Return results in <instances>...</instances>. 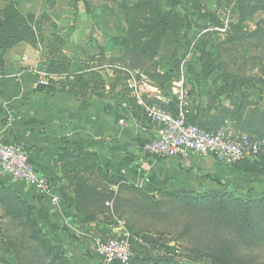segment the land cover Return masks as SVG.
<instances>
[{
	"label": "rangeland",
	"instance_id": "374dc122",
	"mask_svg": "<svg viewBox=\"0 0 264 264\" xmlns=\"http://www.w3.org/2000/svg\"><path fill=\"white\" fill-rule=\"evenodd\" d=\"M262 5L258 0H0V23L7 16L2 10L15 11L11 34L19 35L25 28L21 19L32 15V26L37 18L39 38L50 39L55 32L65 37L66 53L82 60V74L91 76L94 85L113 84L104 78L111 66L139 71L142 103L129 99L128 107L144 114L149 128L152 107L175 115L182 111L186 121L208 130L224 121L228 109L229 130L264 136ZM161 13L168 17L161 19ZM125 95L132 98L130 92ZM145 141L138 145L139 157L128 158L132 170L148 165L140 162ZM70 157L64 200L82 211L76 214L81 237L57 224L71 236L60 229L52 232L43 200L25 197L14 188L24 184L1 176L0 264H109L94 253L95 240L109 227L126 233L129 241L135 235L136 251L155 241L176 250L175 256L164 255V264H264V196L246 198L208 187L150 188L146 175L133 178L104 169L95 152L79 150ZM261 157L245 163L250 175L264 177L258 173L264 172ZM60 231L70 241L68 249L49 238V232ZM159 255L153 253L154 262Z\"/></svg>",
	"mask_w": 264,
	"mask_h": 264
},
{
	"label": "crops",
	"instance_id": "0c3cea01",
	"mask_svg": "<svg viewBox=\"0 0 264 264\" xmlns=\"http://www.w3.org/2000/svg\"><path fill=\"white\" fill-rule=\"evenodd\" d=\"M34 21V46L20 41L0 52V135L6 141L21 143L38 173L51 181L52 192L40 198L50 213L52 223L66 226L71 234L81 237L82 228L76 211L74 207L69 208L64 200L67 199L64 193L68 184L64 174L69 166L67 158L79 150L97 153L103 168L110 172L125 171L133 178H145L146 175L145 184L150 188L172 189L178 185L200 191L208 187L230 190L246 198L264 196L263 176L250 175L243 168L219 162L210 156L186 154L167 160L147 161L155 162L152 165L140 159L141 164H148L145 165L148 168L142 165L133 171L128 158L134 154L135 159L139 157L136 156L138 145L147 140L153 130V125L150 124L149 128L144 120V114L136 115L132 107H128L129 99L142 103L140 83L136 79L139 71L111 66L104 78L113 79V84L109 86L101 81L94 85L91 76L82 74V60L66 53L65 37L55 32L49 35L50 39L39 38L35 31L39 20L36 18ZM37 26L41 27L40 22ZM55 45L60 50L56 55L52 53ZM64 57L70 66L68 70L73 72L71 76L65 72ZM43 75L48 77V86L38 84ZM141 78L146 79L144 76ZM131 83L134 88L129 87ZM128 92L132 98L125 95ZM226 124L225 127L231 128L228 122ZM206 175L215 177L220 184L205 179ZM14 186L25 197H38L29 187ZM49 238L54 244L68 249L70 241L64 232H49Z\"/></svg>",
	"mask_w": 264,
	"mask_h": 264
},
{
	"label": "built area",
	"instance_id": "2783aa9c",
	"mask_svg": "<svg viewBox=\"0 0 264 264\" xmlns=\"http://www.w3.org/2000/svg\"><path fill=\"white\" fill-rule=\"evenodd\" d=\"M47 78L41 76L38 84L48 86ZM129 87L134 88L133 83ZM147 115L153 130L140 146V159L161 161L193 154L210 156L219 162L235 165L264 157V139L257 136L236 134L227 127L217 130L200 128L188 123L182 111L175 115L168 110L152 107L147 110ZM1 176L12 183L24 184L41 198L52 192L48 177L38 173L27 149L21 143L4 140L0 135ZM94 253L109 264H130L135 256L126 233L119 234L111 228L95 240Z\"/></svg>",
	"mask_w": 264,
	"mask_h": 264
},
{
	"label": "trees",
	"instance_id": "16d2710c",
	"mask_svg": "<svg viewBox=\"0 0 264 264\" xmlns=\"http://www.w3.org/2000/svg\"><path fill=\"white\" fill-rule=\"evenodd\" d=\"M258 3L261 4V6H262L261 9H262L263 8L262 4L264 3V0H258ZM7 10L9 11V9H7V8L5 10L1 11L3 13L7 14V16L5 15V19H4L3 23H0V52L5 50V49H7V48H10L11 46H13L14 44H16V43H18L20 41H25V42H27V43H29V44L34 46L36 44V36H35V32L33 31V28H31L32 27L31 24H32V21H33V16L32 15H27L26 18L21 19V22H25V24L22 23V24H24V27H25L24 31L21 34L19 33V35H12L11 34L12 31L16 27V23H14V21H15L16 18H18V15H16L15 11L8 12ZM160 17H161V19H165V18L168 17V14L161 13ZM167 31H168V29L165 30L164 33L167 32ZM161 35L162 34L159 35V38H160ZM52 53L55 54L54 52H52ZM1 68H2V62L0 61V73H1ZM223 111H224V115H223L224 121L219 122V125H217L216 127H213L214 130H217V129H220L222 127H225L224 126L225 122H226L225 118L227 117L226 113L229 112V111H228V109H224ZM238 113L239 114L237 115V117H239V115L241 114V109L240 108H238ZM194 121H195V118H194ZM187 122L192 124L188 120H187ZM196 126L205 129L204 126H201L199 124H197ZM248 135L253 136L252 134H248ZM254 136H257L259 138L264 139L263 135L255 134ZM245 163L251 165V164L254 163V160H245V161H243L241 163H237L235 166H238L239 168H243L244 170H246L245 166H247V165ZM260 163L262 165H264V157H261ZM258 173L264 175L263 171H259ZM206 178H212L214 182L219 184V181H217L216 178H213L210 175H206ZM75 197H76V195H75ZM72 201H73V199H72ZM75 210H76V214H80L82 212L80 209H75ZM76 216H78V215H76ZM45 221H46V223L48 225V228L52 232H56V231H58L60 229L55 224L50 223L48 221V219H46ZM60 230L66 232L69 236H71L66 228H61ZM130 237L133 240H135L136 236L135 235H130ZM132 241L130 243H131V246H132V249L134 251L135 256H134L133 260L130 262L131 264H152V263L153 264H164L165 260H168L167 257H164L165 254L168 255V253H169V255L175 256V254L177 253L176 250L175 251H170L172 249H170V247H168L166 244L161 243V242H156V241L151 243V244L148 243L147 245L142 243V245H139V247L137 248V251H136V250H134ZM134 242L135 241H133V243ZM138 244H141V243H138ZM145 246H148V247H145ZM154 252L156 254H158V253L161 254L162 253V255H159L161 257H159V259L157 261H155L156 263L153 261L154 260V258H153V253ZM138 253L140 254V257H138ZM136 254H137V257H136ZM160 258H162V259H160ZM183 263L187 264L186 262H183Z\"/></svg>",
	"mask_w": 264,
	"mask_h": 264
}]
</instances>
